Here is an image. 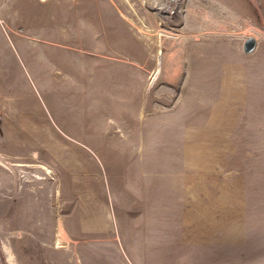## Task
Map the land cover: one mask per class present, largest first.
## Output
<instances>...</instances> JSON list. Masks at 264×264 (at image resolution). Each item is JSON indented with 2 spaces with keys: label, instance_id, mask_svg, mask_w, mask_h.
<instances>
[{
  "label": "rangeland",
  "instance_id": "1",
  "mask_svg": "<svg viewBox=\"0 0 264 264\" xmlns=\"http://www.w3.org/2000/svg\"><path fill=\"white\" fill-rule=\"evenodd\" d=\"M206 1L0 0V57L5 38L16 58L34 40L101 46L139 65L141 91L138 123L117 117L132 144L90 147L114 233L79 224L73 177L99 170L85 147L0 121V264H264V0Z\"/></svg>",
  "mask_w": 264,
  "mask_h": 264
},
{
  "label": "crops",
  "instance_id": "2",
  "mask_svg": "<svg viewBox=\"0 0 264 264\" xmlns=\"http://www.w3.org/2000/svg\"><path fill=\"white\" fill-rule=\"evenodd\" d=\"M0 29H6L1 19ZM6 39L0 57V121L4 129L25 132L39 145L53 149L68 144L66 141L85 147L99 170L84 165L73 177L82 185L77 192L80 201L88 204L79 224L85 233H114L113 199L104 160L90 147L132 144L117 117L135 115L139 121V65L112 59L101 46H67L44 40L22 43L20 52L15 50L16 58ZM12 69L15 77L10 74Z\"/></svg>",
  "mask_w": 264,
  "mask_h": 264
},
{
  "label": "water",
  "instance_id": "3",
  "mask_svg": "<svg viewBox=\"0 0 264 264\" xmlns=\"http://www.w3.org/2000/svg\"><path fill=\"white\" fill-rule=\"evenodd\" d=\"M256 47H257V41L255 40V38L246 39L243 46L244 52L247 54L254 52Z\"/></svg>",
  "mask_w": 264,
  "mask_h": 264
},
{
  "label": "bare ground",
  "instance_id": "4",
  "mask_svg": "<svg viewBox=\"0 0 264 264\" xmlns=\"http://www.w3.org/2000/svg\"><path fill=\"white\" fill-rule=\"evenodd\" d=\"M206 3L213 5L212 1L208 0V2L206 1Z\"/></svg>",
  "mask_w": 264,
  "mask_h": 264
}]
</instances>
